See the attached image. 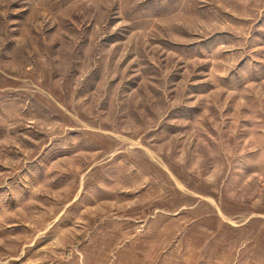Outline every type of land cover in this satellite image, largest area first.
Here are the masks:
<instances>
[{
    "label": "rangeland",
    "instance_id": "374dc122",
    "mask_svg": "<svg viewBox=\"0 0 264 264\" xmlns=\"http://www.w3.org/2000/svg\"><path fill=\"white\" fill-rule=\"evenodd\" d=\"M0 264H264V0H0Z\"/></svg>",
    "mask_w": 264,
    "mask_h": 264
}]
</instances>
